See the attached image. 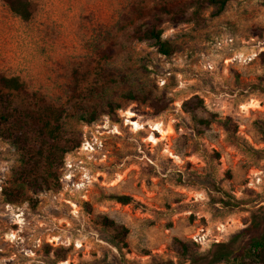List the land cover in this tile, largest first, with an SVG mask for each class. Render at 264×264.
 Instances as JSON below:
<instances>
[{"label":"rangeland","instance_id":"1","mask_svg":"<svg viewBox=\"0 0 264 264\" xmlns=\"http://www.w3.org/2000/svg\"><path fill=\"white\" fill-rule=\"evenodd\" d=\"M30 1L25 20L0 0V75L23 81L17 104L62 106V132L80 144L35 205L12 203L3 190L21 155L0 136V264H190L261 236L264 0L222 11L206 0ZM164 5L182 11L158 24L170 55L131 37L138 11L149 20ZM212 115L232 130L200 121ZM103 216L127 245L112 243Z\"/></svg>","mask_w":264,"mask_h":264},{"label":"trees","instance_id":"2","mask_svg":"<svg viewBox=\"0 0 264 264\" xmlns=\"http://www.w3.org/2000/svg\"><path fill=\"white\" fill-rule=\"evenodd\" d=\"M11 11L25 20L33 16V3L30 0H4ZM208 3L222 11L229 0H206ZM175 13L170 6L155 7L151 12V19L142 20L145 11H138L131 37L137 40H154L159 50L170 55L174 51V45L162 38V29L158 27L165 14L174 16ZM112 48L109 49L111 51ZM110 58L111 54H105ZM25 85L17 76L0 75V136L10 140L21 155V164L13 171L10 185L4 188L7 202L30 201L33 205L37 203L34 196L44 190L52 188L58 181L54 168L62 164L66 153L74 150L80 142H75L71 136L62 132L61 119L65 115L62 106L43 105L38 108H28L17 104L15 95L25 93ZM111 104V102H110ZM112 106V105H111ZM95 109H88L80 113L79 118L90 122L96 118ZM203 123L210 124L218 122L227 131L232 130L231 118L218 119L212 115L211 119H201ZM234 131V130H233ZM264 133V128H263ZM115 199L123 204L133 201L129 195H113ZM103 224L110 227L116 233L112 236V243L117 247L127 245L124 241L126 228L120 227L107 216L102 218ZM125 229V231H123ZM175 242L182 247L183 252L188 251V246L179 238ZM190 264H214L220 261H230L232 258L239 259V264H264V233L253 238L247 246L238 251L220 250L214 253L211 260L206 261L204 256L191 254Z\"/></svg>","mask_w":264,"mask_h":264}]
</instances>
